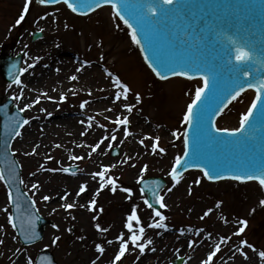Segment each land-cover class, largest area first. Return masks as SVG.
<instances>
[{
    "label": "rangeland",
    "instance_id": "rangeland-1",
    "mask_svg": "<svg viewBox=\"0 0 264 264\" xmlns=\"http://www.w3.org/2000/svg\"><path fill=\"white\" fill-rule=\"evenodd\" d=\"M24 4L25 0H0V56L17 57L24 55L22 68H26L27 71L20 75L21 80H24L23 77L26 75L30 76L31 68H27L30 51L38 49L42 52L38 50L39 53H34L31 57L33 60L30 62H47L51 64L55 56L65 55L79 59L86 65L95 66L96 70L91 82L94 90L85 93L73 91L72 89L77 86L75 80L65 83V87L70 86L71 88V92L66 94L55 89V86L57 88L64 86L63 80L60 83L53 82L50 84V88L53 89H50L49 94L47 93V96L40 95V102L22 113L31 122L21 130L22 136L15 138L12 152H15L14 157L22 168L25 191L32 199H35L40 215L51 221L52 225L57 224L59 231L53 229L50 225L46 228L44 239L40 243L23 246L16 235V231L7 222L8 213L2 211L3 208L9 207L11 213V207L8 205L7 188L3 181H0V226H2L0 228V240L4 241L3 244H0V264H14L20 258H23L24 263H26L28 256H31L35 261L37 255L44 251L52 253L58 264H77V261L88 264L97 253L96 244H106V240L111 236L110 229L119 218L130 213L133 205L139 206L138 214L141 216L142 222L147 225L150 222L148 213L151 210L144 206L137 184L140 169L145 164L148 165V171L144 174V179L161 177L167 182V186L161 194L165 196V204L167 205L162 214L167 217L165 223L168 225L165 239L170 237L168 241L161 240L159 249L152 253L147 264H172L173 261L180 258H185L184 264H188L192 259L187 254L188 249H190L188 247L189 242H194L191 250H195L199 244L201 245L206 241L209 237L208 234L215 236L214 241H217L216 243H219L221 248V251L213 259V264H218V257L233 252L236 254V258L233 259L232 264H247V261L251 258L253 259L252 264H264L258 255L259 251H264V206L259 203L261 199H264V189L259 184L209 183L200 171H191L184 174L181 182L171 192H168V188L172 187L173 183L168 173L171 170L175 156L183 152L181 142L183 138L176 140L171 133L178 129L183 131L184 126L181 123L183 113L194 96L195 86L201 84L200 81L171 79L160 82L145 65L138 46L131 41L129 30L118 18H113L111 7L97 10L88 17H77L64 4L47 8L32 0L25 19L20 24H16ZM41 17L46 18L41 19ZM65 24L68 25L67 28H65ZM40 29H43V31H40ZM34 32L42 33L43 37L33 42ZM21 36L22 39H20ZM50 45H53L54 49ZM38 57L39 60H37ZM101 69L106 73L111 72L113 74L112 77H106L107 81L118 76L122 82L129 86L131 91L128 93V99L123 101L136 104L135 94L139 93L141 102L136 104L131 114L126 112L123 115L129 117L128 129L132 135L120 144H112L111 150L108 148L109 144L101 147L104 148L101 152V155H103L102 160L96 164L99 157L98 151L91 153V157H89L88 154L91 149L84 150L82 146L77 147L74 143H67L65 138L58 143L61 147L56 148L57 139L52 132H57V128L49 127L47 129L43 123L52 122L53 116L45 112L49 108H52L58 116L70 115L73 116L71 118L74 120L78 118L75 117V114H82L83 112L80 108L83 101L89 103L94 98H99L106 102L105 107H112L113 97L110 92L98 90L100 78H105L101 77ZM9 85L3 80L0 72V103H5L13 95L20 94L18 86L12 84V87H9ZM106 85H110V82ZM61 94L66 96L64 101L60 100ZM29 95L30 91L23 88L22 99L17 101L11 99L14 102V107L17 109L23 107L26 100L36 98L29 97ZM48 97L53 99L50 100ZM41 109H45V111H41ZM107 114L108 119L104 118L102 114L94 116V121H91V128L97 129L100 134L109 137L116 127L110 120H114L113 118H116L118 114L111 111H107ZM142 123L149 136L153 138L160 137L159 143L161 147L166 149L165 154H159L158 152L152 154V140L146 139L144 145L139 143L137 138L144 135V129L140 127ZM36 126L41 127V130L36 129ZM137 126H139L138 129ZM71 127L74 129L75 122L72 123ZM123 129L124 126H120L121 136H124ZM61 134L64 135V133ZM135 134L140 136L136 137ZM25 135L39 137V139L44 138V142L48 147L42 150L38 148L36 155H24L23 153L31 152L33 148V145L26 143ZM86 136L84 135L81 138L85 139ZM129 141L134 142L138 154L131 158L128 163H121L125 159V154L131 157L128 151L133 146H130ZM114 149H118L120 152L118 157H113L112 152ZM39 151L42 152L39 153ZM49 155L53 159H46ZM73 155L82 156L84 159L72 160L69 157ZM33 157L36 159L33 160ZM110 162H115L116 167L112 168L108 175L112 178H118L117 183L121 187L133 189L134 194L131 199H127V194L119 189L112 193L109 186V188L103 189L98 196H95L97 202L95 211H89L88 207L85 206L77 212L73 211L71 214H67L63 210L50 212V210L44 208V203L39 201L35 190L29 188L31 181L39 183L40 186L43 185L42 182L44 183L48 179L50 185L54 186L56 183L64 184V179H67L68 182L76 178L83 181V175H90L101 170L102 165H112ZM41 164L44 165V168L78 166V175L50 171L44 174L43 171L45 170L39 167ZM133 164L135 167L131 166ZM33 172L40 173L41 179L38 176L33 179V175H31ZM197 178L201 181L199 185L193 183ZM96 184L97 186L94 189L97 190L99 180ZM190 185L191 195H189ZM33 192H35V195H33ZM218 202H220L219 208L216 207ZM198 207L201 209L200 213L192 215L193 210ZM100 209L103 211H100ZM208 209H212V212L201 219ZM94 215L97 216L96 220L92 218ZM73 216L75 219L72 218ZM239 219L248 220V225L243 234L236 236L234 232L240 226L237 223ZM96 223L107 228L108 231L98 232L94 227ZM69 228L71 232L68 231ZM180 229L187 232L186 244L183 249H179V244H177V232L179 233ZM201 229L203 231L200 232V235H197V231ZM159 230L160 233L165 231L163 229ZM146 233H151L149 228H146ZM56 235H59L61 240L56 246H52L51 240ZM80 237H84V239L81 240ZM221 237H230V239L222 243ZM242 239L254 245L257 250L253 252L251 249L245 248L244 251L247 252L249 257L247 260L235 251L240 246ZM208 246L209 244H205V248H208ZM17 248L21 249L19 253L15 251ZM72 251L77 252L73 254L77 258L80 256L85 258L83 260L80 258L73 259ZM185 252L187 253L185 254ZM138 255V251L132 250L130 245L129 252L119 264H145L135 259Z\"/></svg>",
    "mask_w": 264,
    "mask_h": 264
},
{
    "label": "snow or ice",
    "instance_id": "snow-or-ice-1",
    "mask_svg": "<svg viewBox=\"0 0 264 264\" xmlns=\"http://www.w3.org/2000/svg\"><path fill=\"white\" fill-rule=\"evenodd\" d=\"M32 0H25L23 5L22 13L19 18L16 20V24H20L24 19L25 15L29 11V5ZM41 5L48 4H64L72 13L85 16L90 12L95 11L98 8H101L104 5H110L113 10V18H118L123 22L124 25L130 30V37L133 44L137 45L140 49V52L143 54V59L147 64L148 68L155 74L160 80L169 79V74L173 77H184L188 80L198 79L202 83L194 88V96L191 99V102L187 104L186 111L183 113L182 117V126L183 131L179 129L173 131L171 135L176 140H181L183 144L182 154H177L174 158L172 167L168 175L173 181L172 187L168 188V192H171L183 179V173L179 169H184L185 171L188 168L198 169L203 176L209 181L221 180V179H231L238 182H248L256 181L259 186L264 189V165L260 167L253 166L250 169L241 170L237 174L230 176H225L223 173L226 170L225 165L220 159V156L217 150L227 144L240 142L233 141L229 138L240 137L241 140L247 136L249 129H256L258 124L264 123V74L257 72L255 75L252 73L250 67V61L252 60V53L247 49L244 44H241L232 37H228L229 44L221 45L218 55L212 61L204 60L197 62H189L183 58H174L172 55L165 54L160 47H158L155 40V30L158 24H163V22L169 19L172 16H178L183 20V26L175 25L170 31L171 39L169 41L170 45L173 48H182L185 45L199 43L201 39L207 37V25L205 28L199 27V23L196 20L190 19V14L187 13L185 7V0H140L139 3L135 5H129L127 0H37ZM46 17H41L45 19ZM68 25L65 24V28ZM119 27V25H117ZM43 31V29H40ZM40 58L38 57L37 60ZM87 63V62H85ZM228 67L229 77L227 81L222 82L221 79V69L225 66ZM34 64H28L27 68H33ZM13 68L16 65L12 66ZM27 71L26 68H21L19 74H14L10 72V75L13 76L12 84L20 88L19 95H13L11 99L17 101L23 98V82L20 78V75ZM80 71V69H77ZM107 75L112 77V73L108 72ZM251 77V78H250ZM71 80L75 81L78 79L77 76L73 75L70 77ZM112 85L117 89L114 95L112 103L115 104L121 100L128 99V93L131 91L129 86L122 82L121 79L116 76L111 81ZM12 84L9 87H12ZM254 90L255 96L251 101L250 106L245 112L239 114L238 127L228 128V127H218L216 123V117L222 116L225 114V110L233 102L237 101L239 97L247 90ZM122 90V91H121ZM91 95V93H89ZM41 96H47V93H41ZM52 100V97H48ZM66 96L61 94L60 100L64 101ZM136 104L141 102V96L139 93L135 94ZM40 102V96H37L36 99L28 104H25L23 107H18V112L23 113L28 109L34 107L35 104ZM88 101H83L80 104V108L84 109ZM136 104H123L121 107L129 114L133 112V109L136 107ZM45 111V109H41ZM107 111H113L112 108L107 109ZM51 115V113H49ZM93 118H89L88 127H91V121ZM108 119V117H106ZM16 124L18 125L14 129V137H21L23 129L26 125L30 124V119L18 117L15 118ZM251 122V123H250ZM83 123V121H81ZM116 127L113 129V132L119 131L120 126H124V138L127 139L128 136H131L132 133L128 129L130 124L129 117L127 115L121 118L120 115H117L116 119L111 121ZM100 127H105L104 125H99ZM84 135L85 133H81ZM109 137L106 135L101 138L94 146L91 147V152L88 154L91 157V153L96 152L100 148V145L104 143L105 140H108ZM117 137L115 134L111 135L110 141H116ZM145 139L152 140L151 151L152 154H165L166 149L160 146V137H145L141 139L139 143L141 145L145 144ZM10 148L11 146L8 145ZM39 144H36L31 152L23 153L26 156L36 155ZM56 148H60V144L55 145ZM108 148L111 150V142L108 145ZM11 155L15 156V152H12ZM72 160H82V156H70ZM46 159L51 160L53 157L50 155ZM131 157L125 154V159L121 163H128ZM15 163V162H13ZM135 167V165H131ZM41 169L50 172H63L70 173L72 175L76 174L77 170H74L71 167H60V168H44V165L39 166ZM116 165H102L101 170L92 173L93 179L99 177V187L94 193L93 199L88 203L87 207L89 211L96 210V199L95 196H98L100 192L109 188L112 193H115L118 189L127 194V199H131L133 196V189L130 187H121L117 183L118 178H112L108 175L112 168H115ZM148 171V165H144L140 169V173L137 178V184L142 185L140 188L141 198L143 199V204L147 209H150L151 212L148 213L149 221L147 225L142 222L141 216L138 214L137 205H133L130 210V213L126 216L124 223V228L127 230V233L121 232L116 237V242L118 243V250L114 253L111 264H119L122 258L125 257L126 253L131 249L138 251L139 255L135 257L136 260H139L143 256L149 246L153 245V240L151 238H145L146 228L150 229H163L168 230V225L165 223L167 217L162 214L159 209H164L167 207L165 204V196L159 194V181H152L151 183L157 185V189H149L151 191L152 202L149 199L144 198V193L146 190V182L144 180V174ZM31 175L35 176L36 173L33 172ZM0 181H4L5 186L7 187L10 183L6 179L4 170L0 169ZM200 179L197 178L193 181L194 184L199 185ZM20 184H23V179L19 180ZM33 190H39L40 184L33 183L31 185ZM87 190L86 184H81L79 190L76 193V196H80ZM35 195V192H33ZM68 193H64L60 196L61 200L68 199ZM189 195H191V185L189 186ZM31 201L30 207L34 209L31 212V216L34 220H38L40 217L37 215L39 208L36 207L35 199L29 198ZM52 197L48 195L42 196L43 201H49ZM7 200L9 206H14L17 210V213L20 211V204L17 198H14V193L10 187L7 190ZM261 206H264V199L259 201ZM159 206V208L156 207ZM62 207L65 211L73 209L75 204L73 203H64ZM80 207H85L81 205ZM217 208L220 207V202L216 205ZM3 212L8 213L7 222L13 229L17 228L15 222V217L9 212V207L2 209ZM53 212L56 209L52 210ZM100 211H103L100 209ZM255 211V209H253ZM212 212V209H208L204 215L201 217L203 219L205 216H208ZM75 219V217H72ZM93 220L97 219V216L92 217ZM158 218V219H157ZM237 223L240 225L237 230L234 232V235L240 236L245 232V229L248 225V220L239 219ZM98 232H107L108 229L101 227L99 223L94 225ZM2 228V226H0ZM53 229L59 231V226L57 224L52 225ZM71 232V229H68ZM198 230L197 235H200ZM20 232L25 233L23 226L20 227ZM33 236L29 237L26 235V243L34 242L35 240L40 239L38 235L34 233V222L32 225ZM181 234H183L184 229H180ZM160 235V233H157ZM209 237L211 234H208ZM79 239L83 240L84 237ZM230 237H221V242H226ZM61 240L59 235H56L51 240V245L56 246L57 243ZM113 240H108V244H113ZM4 241L0 240V244H3ZM194 242H189L188 247L191 248ZM48 247L47 245L45 246ZM96 252L103 254L105 248L101 244H96ZM245 248L251 249L253 252H256L254 245L249 243L247 240H241L240 246L235 249L236 252H239L245 260L249 259L247 252L244 251ZM152 252H155L156 249L152 247L150 249ZM16 253H19L21 249L17 248ZM178 251V250H177ZM221 251L220 244H217L214 250L210 251L206 259L202 260L201 264H213V258L217 256V253ZM15 254V253H14ZM259 258L264 262V251H259ZM15 264V262H14ZM26 264H35L34 259L31 256L26 258ZM40 264H53L52 260L49 257H42ZM91 264H96V260H92Z\"/></svg>",
    "mask_w": 264,
    "mask_h": 264
},
{
    "label": "water",
    "instance_id": "water-1",
    "mask_svg": "<svg viewBox=\"0 0 264 264\" xmlns=\"http://www.w3.org/2000/svg\"><path fill=\"white\" fill-rule=\"evenodd\" d=\"M139 2L140 0H127L129 5H135ZM185 7L188 10L185 15L190 14V19L198 21L199 27L205 28L207 25V37L201 39L199 43L185 45L182 48H173L169 43L171 39L169 30L175 25L183 26V20L178 16H172L165 20L163 24H158L154 33L158 47L165 54L172 55L174 58H183L189 62L212 61L218 55L221 45L231 46L228 37H232L241 44H244L252 53L250 67L253 75L257 72L264 74V0H185ZM40 37L41 35L35 34L34 41ZM19 61L20 58L18 59ZM13 63L11 58L3 57L0 60L2 76L8 82H12L13 79L8 74V67ZM19 64L20 62L18 63V67ZM228 67L225 65L221 69L222 82L227 81L229 77ZM254 96L253 92H245L242 94L225 111V114L220 116L217 120V126L228 128L238 127L239 114L247 110ZM10 106L11 103L0 109L3 119L0 163L6 179L10 181L8 186L12 189L14 198L18 199L21 206L19 213H17L15 207L14 212L17 218L16 223L20 237L26 243V235L28 236L27 227L32 226L35 221L36 232L34 233L41 239L47 222L42 221L40 218L34 220L31 216V212L34 209L30 207L31 202L22 192L21 184L19 183L21 179L20 168L13 159L10 148L8 147V145L11 146V142L14 139V129L18 126L15 123L13 130L11 129L14 118L10 113ZM16 113L15 111L14 115ZM229 139L240 142L227 144L224 148L220 147L217 150L220 159L225 165L226 170L223 173L225 176L235 174L234 171L236 170L233 166L236 163L248 169L253 166L260 167L264 165V123L258 124L255 130L249 129L247 136L242 140L239 136ZM179 171L183 172L185 170L179 169ZM21 226L25 229L26 235L20 232ZM29 230L28 232H32ZM31 235L33 236V234ZM45 256L49 257L53 262L49 254H42L37 264H40L41 258ZM53 264L55 263L53 262Z\"/></svg>",
    "mask_w": 264,
    "mask_h": 264
},
{
    "label": "bare ground",
    "instance_id": "bare-ground-1",
    "mask_svg": "<svg viewBox=\"0 0 264 264\" xmlns=\"http://www.w3.org/2000/svg\"><path fill=\"white\" fill-rule=\"evenodd\" d=\"M102 9L104 8H101V10ZM20 39H22V36L20 37ZM50 46L51 48L54 49L53 45H50ZM38 50L42 52L40 49ZM38 50L30 51L28 55L29 64L34 63L35 66L31 68L30 76L26 75L25 77H23L24 80H22L24 88L30 91L29 97H37V96H40L41 93L49 94L50 89H53V88H50V84L53 82L60 83L61 80L64 81L63 82L64 86L60 88H57L55 86V89L63 91L64 93L68 94L71 92V88L70 86L65 87L66 85L65 83L72 82L73 80H71L70 77L73 75L78 77V79L76 80L77 86L75 87V89L74 88L72 89L73 91H80L81 93H85V92L94 90L91 86V82L93 79V74L96 70L95 66H87L83 64L81 60L76 59L74 57L72 58L67 57L65 55L60 56V57L55 56V59L51 62V64L47 62L45 63L30 62L33 60L31 59L32 55L34 53H39ZM34 59L36 60V58ZM77 69H80V71H77ZM100 71L102 73L101 77H105V78L104 79L100 78L99 80L100 87L98 88V90L104 91V92L109 91L110 95L114 99V95L117 89L112 85L111 79L107 81L105 71L103 69H101ZM108 82H110V85H106ZM35 99L36 98H32V100L29 99L28 101L26 100L23 103V106L25 104L33 102ZM105 104L106 102H104V100H101L99 98H94L91 102L86 104L85 108L83 109L82 114H78V113L75 114V117H78V118L74 120L73 118H71L73 116H70V115H66V116L59 115L58 116L53 112L52 108H49L45 112L47 114L51 113V115L53 116L52 122L47 121V123L44 122L43 125L46 126L47 129H49V127L57 128V132H52L54 137L57 139L55 144H58L60 141H63L65 138L67 143H74V145L77 147L82 146L84 147V150L91 149L90 146H94L97 142L101 140L102 137L105 136V134H100L97 129H92L91 127H88L89 118L90 117L94 118V116H97L99 114H102L104 118L109 117L107 114V109L109 108L113 109V111L111 112L117 113L118 115L123 116L126 113V111L121 107V105L129 104V103L121 100L113 104L112 107L110 106L105 107ZM113 119L115 120L116 118H113ZM81 121H83V123H81ZM110 121H113V120H110ZM74 122H75V127L74 129H72L71 125ZM140 127L144 129L143 123L140 125ZM138 128L139 126H137V129ZM36 129L41 130V127L36 126ZM143 132H144V135H141V137H138L140 136L139 134H135V136L138 137L137 139L139 141L141 139H144L145 137H149L148 131H145L144 129ZM61 133H64V135H62ZM81 133H85L84 135H87L85 139L81 138L82 136H84ZM113 134H115L117 137L116 141H110V137ZM68 135H69V138H68ZM111 135L109 136V139L105 140L104 143L100 145V148L97 149L98 151L97 154L99 155V157H98V160L96 161V164H98L102 160L103 155H101L102 154L101 152L104 148H101V147L107 146L110 142L111 144H120L124 142L125 140L124 136H121V130L115 131L111 133ZM25 136H26V143L33 145V147L36 144H39L40 150L48 147V145H46L44 142V138L39 139V137H33L30 135H25ZM129 144L130 146H133V148L130 151H128L131 158H133L134 156L138 154V149L135 147L134 142L129 141ZM41 152L42 151H39V153ZM35 159L36 158L33 157V160ZM110 163L115 164V162H110ZM47 172L49 171H43L44 174H47ZM35 176H38V178L41 179L40 173H36ZM35 176H33V179H35ZM83 178H84L83 181L76 178L75 180H70L71 182H68L67 179L66 180L64 179L65 181L64 184L56 183L55 186L50 185V180L47 178L48 180L44 181V183L42 182L43 185L40 186L39 190H35V192L37 194V197L39 198V201L41 203H44V208L50 210V212H52L53 209H56V211L58 210L65 211L62 207H60L64 203L75 204V207L73 209L65 211V213L71 214L73 211L77 212L78 210L83 208V207H80L81 205L87 206L88 203L91 201V199H93L94 197V193L96 191L94 187L97 186L96 183H98V179L97 178L93 179L91 174L83 175ZM33 183L34 182L32 181L30 182L29 188H31V185ZM81 184H86L87 190L84 193H82L80 196H76V193L79 190V186ZM64 193L69 194L67 200L60 199V196L63 195ZM44 195H48L52 197V199H50L49 201H43L42 196ZM200 210H201L200 207L196 208L195 210H193L192 215L194 213L199 214ZM126 216L127 215L119 218L117 222L115 223V225L110 229L111 236L109 237V239L106 240V244L102 245L105 248V252L102 255L99 253H95V255L91 258L88 264H91L92 260H96V264H110L112 262L114 253L118 250V243L116 242L117 235L121 233L122 231L127 233V230L123 227L125 220H126ZM232 226L234 227V225ZM149 231H151V233L149 234L145 233V238H151L153 240V245L149 246V249H147L145 254L141 256L139 259L140 262L145 263V264H147V261L150 259V256L153 253L150 249L154 247L157 251L160 247L159 244L161 240L165 242L170 239V237L165 239L166 238L165 233H167V231H163V233H160L159 229H150V228H149ZM157 233H160L161 235H157ZM177 234H178L177 244H179V249H183V247L186 244L187 232L184 230L183 234H181V232L179 233L177 232ZM214 238L215 236L207 237L206 241L203 242L201 245L199 244L198 247L195 248V250H191V248L190 249L187 248L188 253L185 252V254L187 253L189 254L190 257H192L191 261H189L188 264H201L202 260L206 259L208 253L214 250L215 246L219 244V243H216L217 241H214ZM108 240H113L114 241L113 244H108L107 243ZM205 244H209L208 248H205ZM75 253L77 252L76 251L71 252L72 255ZM134 254H137V253H134ZM78 258L83 260L85 257L80 256ZM78 258L76 257V255H73V259L77 260ZM234 258H236V254L234 252L229 255L220 256L218 257V264H232ZM23 260H24L23 258H20L19 261L16 262L15 264H26L24 263ZM252 260H253L252 258L249 259L247 261V264H252L253 262ZM76 263L86 264V263H82L81 261H77Z\"/></svg>",
    "mask_w": 264,
    "mask_h": 264
}]
</instances>
